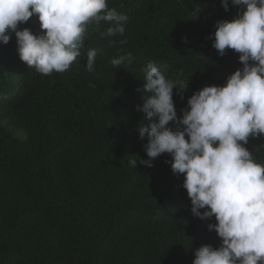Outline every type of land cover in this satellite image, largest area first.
Here are the masks:
<instances>
[{
  "label": "trees",
  "instance_id": "16d2710c",
  "mask_svg": "<svg viewBox=\"0 0 264 264\" xmlns=\"http://www.w3.org/2000/svg\"><path fill=\"white\" fill-rule=\"evenodd\" d=\"M107 3L128 16L125 33L101 38L109 25L90 24L81 56L63 73L35 72L21 61L14 35L0 43V264H193L201 246H221L208 229L215 218L192 213L170 154L153 167L134 168L129 159H149L138 132L145 114L137 111L150 95L140 91L147 63L186 87L173 90L182 118L195 92L224 86L242 69L241 54L221 56L213 47L216 23L242 7L231 0L229 11L221 0ZM24 28L45 34L35 15ZM91 48L98 53L89 72ZM128 53L133 62L115 69L112 59ZM245 147L264 165V135Z\"/></svg>",
  "mask_w": 264,
  "mask_h": 264
},
{
  "label": "clouds",
  "instance_id": "9594fccd",
  "mask_svg": "<svg viewBox=\"0 0 264 264\" xmlns=\"http://www.w3.org/2000/svg\"><path fill=\"white\" fill-rule=\"evenodd\" d=\"M221 3L230 10L229 0ZM231 4L242 10L233 20L216 23L213 47L221 56L228 49L241 54L242 69L224 86L195 92L178 118L173 90L186 87H176L155 62L147 63L140 91L150 95H144L137 111L145 114L138 132L148 141L144 151L149 159H129L134 168L138 163L153 167L155 158L170 154L173 173L184 176L192 213L201 220L215 218L208 229L218 234L221 246H201L193 264H264V165L245 147L249 137L264 135V0ZM34 15L44 35L19 30ZM102 21L109 26L101 38L122 36L128 16L109 9L107 0H0V43L7 45L14 35L21 61L35 72L63 73L81 56L88 26ZM97 53L95 48L87 51L89 72ZM133 60L128 53L111 63L116 69Z\"/></svg>",
  "mask_w": 264,
  "mask_h": 264
}]
</instances>
